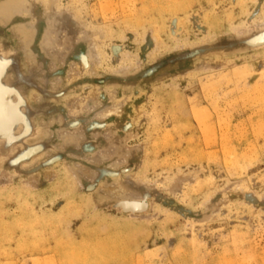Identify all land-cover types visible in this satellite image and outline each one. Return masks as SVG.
<instances>
[{
  "label": "rangeland",
  "instance_id": "374dc122",
  "mask_svg": "<svg viewBox=\"0 0 264 264\" xmlns=\"http://www.w3.org/2000/svg\"><path fill=\"white\" fill-rule=\"evenodd\" d=\"M0 60V264H264V0H0Z\"/></svg>",
  "mask_w": 264,
  "mask_h": 264
},
{
  "label": "bare ground",
  "instance_id": "6f19581e",
  "mask_svg": "<svg viewBox=\"0 0 264 264\" xmlns=\"http://www.w3.org/2000/svg\"><path fill=\"white\" fill-rule=\"evenodd\" d=\"M185 1V0H184ZM188 2V1H187ZM191 2V1H190ZM189 2V3H190ZM201 2V1H200ZM150 3V2H149ZM153 3V2H152ZM169 3V2H168ZM192 3V2H191ZM193 4V3H192ZM195 4V3H194ZM197 4H199V3H197ZM173 5V4H172ZM203 5V4H202ZM182 6V5H181ZM201 6V5H200ZM159 7V6H158ZM163 7V6H162ZM165 7V6H164ZM187 7V6H186ZM186 7H185V5H184V7H182V8H185L186 9ZM237 7H238V5H237ZM190 8V7H189ZM139 9V8H138ZM184 9V10H185ZM228 9V8H227ZM174 10H175V8H174ZM184 10H183V12H184ZM188 10V9H187ZM212 10V9H211ZM146 11V10H145ZM176 11V10H175ZM179 12H181L180 10H178ZM178 11H177V13H178ZM171 12V11H170ZM209 12V11H208ZM212 13H213V11H211ZM147 13H149V11L147 12ZM147 13H145V14H147ZM151 13V12H150ZM172 13V12H171ZM186 13V12H185ZM216 13V12H215ZM217 14V13H216ZM225 14V13H224ZM228 14V13H227ZM157 15V14H156ZM179 15V14H178ZM230 15H231V13H230ZM207 16H209V15H207ZM218 16L219 15H217L216 17L218 18ZM138 17V16H137ZM178 17H180L181 18V16H178ZM184 17V16H183ZM189 17V16H188ZM222 17H223V15H222ZM231 17V16H230ZM161 18V17H160ZM169 18V17H168ZM177 18V17H176ZM209 18V17H208ZM133 19V18H132ZM157 19V18H156ZM189 20V19H188ZM210 20V19H209ZM146 21V20H145ZM179 21V20H178ZM185 21V20H184ZM187 21V20H186ZM224 21H226V20H224ZM144 22V21H143ZM151 22V21H150ZM159 22V21H158ZM126 23V22H125ZM128 23H129V21H128ZM127 23V24H128ZM166 23V22H165ZM164 23V24H165ZM170 23V22H169ZM138 24V23H137ZM157 24V23H156ZM179 24H181L180 22H179ZM188 24V23H187ZM139 25V24H138ZM183 25V24H182ZM139 26H142V25H139ZM143 26H145V25H143ZM149 26V25H148ZM151 26V25H150ZM157 26V25H156ZM156 26H154V27H156ZM162 26H164L163 25V23H162ZM185 26V25H184ZM188 26V25H187ZM146 27V26H145ZM144 27V28H145ZM161 27V26H160ZM165 27V26H164ZM159 28V27H158ZM164 29V28H163ZM186 29H187V27H186ZM157 30H159V29H157ZM212 30V29H211ZM160 31H161V29H160ZM159 32V31H158ZM157 32V33H158ZM162 32H164V30L162 31ZM165 38V37H164ZM165 41V40H164ZM8 63H6V61H1L0 60V73H2V71H4V68L6 67V65H7ZM1 81V80H0ZM229 82V81H228ZM233 84H234V82H233ZM236 84V83H235ZM222 86V85H221ZM213 87V86H212ZM231 87V86H230ZM236 88V87H235ZM236 90V89H235ZM240 90V89H239ZM211 91V90H210ZM231 92L233 91V90H230ZM6 92H8V91H6L3 87H1L0 86V118L2 119L3 118V130L6 132V130L8 129V126H9V124H10V122L12 123V122H14L15 120H21L22 121V119H23V114H20L19 113V110L18 109H16L17 108V101L13 104V106H14V108L12 107V112L8 109H6V104H7V100H8V95H7V93ZM14 94V93H13ZM11 98V97H10ZM12 99V98H11ZM14 100V99H13ZM18 100V99H17ZM163 107V106H162ZM20 108V107H19ZM164 108H167V107H164ZM165 110V109H164ZM169 111V110H168ZM174 111V110H173ZM21 112V111H20ZM216 112V111H215ZM163 113H164V111H163ZM173 113V112H172ZM207 113V112H206ZM217 113V112H216ZM161 114V113H160ZM218 114V113H217ZM216 114V115H217ZM209 115V114H208ZM212 115V114H211ZM219 115H221V114H219ZM193 117H196V116H193ZM205 117H207V114H206V116ZM220 117V116H219ZM5 118V119H4ZM187 119V118H186ZM207 119V118H206ZM178 120H179V118H178ZM181 120H182V118H181ZM191 121V120H190ZM194 121V120H193ZM205 121V120H204ZM197 122H199V121H197ZM206 122V121H205ZM19 123V122H18ZM24 123V122H23ZM208 123V122H207ZM14 124V123H13ZM179 124V123H178ZM177 124V125H178ZM162 125V124H161ZM164 125V124H163ZM189 125H191V124H189ZM158 126V125H157ZM156 126V127H157ZM179 126L180 127H182L180 124H179ZM185 126V125H184ZM196 126V125H195ZM202 126V125H201ZM162 127V126H161ZM172 127V126H171ZM192 127H193V125H192ZM159 128V127H158ZM165 128V127H164ZM187 128H188V126H187ZM187 128H185V130H188ZM190 128V127H189ZM0 129H2V128H0ZM169 129V128H168ZM181 129V128H180ZM179 129V130H180ZM191 130H192V128H190ZM3 130H1V131H3ZM172 130V129H171ZM183 130V129H182ZM184 130V131H185ZM198 130V129H197ZM184 131H182V132H184ZM227 131V130H226ZM8 132V131H7ZM10 132V131H9ZM162 132V131H161ZM167 132H168V130H167ZM188 132V131H187ZM191 132V131H190ZM197 132V131H196ZM169 133H170V131H169ZM169 133H168V136H169ZM175 133V132H174ZM193 133V132H192ZM206 133H207V131H206ZM206 133H204V134H206ZM160 134V133H159ZM173 134V133H172ZM177 134V133H176ZM179 134V133H178ZM198 134V133H197ZM161 135H162V133H161ZM161 135H159V136H161ZM171 135V134H170ZM180 135H181V133H180ZM199 135V134H198ZM197 135V136H198ZM172 136H175V134L174 135H172ZM178 136V135H177ZM187 136V135H186ZM186 136H184V137H186ZM194 136V135H193ZM192 136V137H193ZM181 137V136H180ZM195 137V136H194ZM200 137V136H199ZM212 137V136H211ZM155 138V137H154ZM167 138V137H166ZM175 138V137H174ZM173 138V139H174ZM204 138H206V139H208L207 138V135H206V137H204ZM215 138V137H214ZM157 139V138H156ZM159 139V138H158ZM171 139V138H170ZM164 140V139H163ZM195 140H196V138H195ZM213 140V139H212ZM169 141V140H168ZM176 141V140H175ZM199 139H198V143H199ZM215 141V140H214ZM164 142V141H163ZM188 142V141H187ZM192 142H193V140H192ZM167 143H169V142H167ZM189 143V142H188ZM197 143V142H196ZM197 143V144H198ZM175 144H176V142H175ZM169 145H171V144H169ZM174 145V144H173ZM166 146V145H165ZM189 147H190V145H189ZM194 147V146H193ZM188 148V147H187ZM199 148V147H198ZM188 149H190V148H188ZM195 152V151H194ZM199 152H200V150H199ZM157 155L159 154V153H156ZM190 154V153H189ZM192 154V153H191ZM187 155V154H186ZM195 155H196V153H195ZM156 157V156H155ZM188 157V156H187ZM196 159V158H195ZM65 182V181H64ZM64 184V183H63ZM62 184V185H63ZM62 185H60V186H62ZM51 186V185H50ZM68 188V187H67ZM59 189V188H58ZM60 190V189H59ZM64 190V189H63ZM28 193V192H27ZM22 196V195H21ZM26 196V195H25ZM32 196V195H31ZM77 197V196H76ZM12 198V197H11ZM18 198V197H17ZM21 198H23V197H19V199H21ZM14 199H15V197H14ZM28 199V198H27ZM16 200V199H15ZM76 200V199H75ZM74 200V201H75ZM17 201V200H16ZM21 201V200H20ZM34 201V200H33ZM19 202V201H18ZM24 202V201H23ZM68 202V201H67ZM72 202V201H71ZM78 202V201H77ZM4 204H6L5 202H3ZM73 203V202H72ZM1 204V203H0ZM22 204V203H21ZM69 204V203H68ZM71 204V203H70ZM69 204V205H70ZM65 205V204H64ZM4 206V205H3ZM2 206V207H3ZM22 206V205H21ZM78 206V205H77ZM24 207H25V205H24ZM28 207V206H27ZM26 207V208H27ZM75 207V206H74ZM79 208L81 207V204H80V206H78ZM22 208V207H21ZM29 208V207H28ZM34 208V207H33ZM64 208V207H63ZM69 208V207H68ZM52 209V208H51ZM75 209V208H74ZM35 210H37V208L35 209ZM34 210V211H35ZM44 210V209H43ZM46 210V209H45ZM42 211V210H41ZM72 211H73V209H72ZM4 212V211H3ZM23 212V211H22ZM50 212V211H49ZM55 212V211H54ZM59 212V211H58ZM63 212V211H62ZM76 212V211H75ZM74 212V213H75ZM43 213H45V212H43ZM60 213H61V211H60ZM64 213V212H63ZM65 213H67V212H65ZM78 213V212H77ZM42 214V213H41ZM58 215H59V213H57ZM68 214V213H67ZM6 215L7 214H5L4 215V217H6ZM47 215V214H46ZM69 215H71V214H69ZM43 216V215H42ZM54 216V215H53ZM66 216V215H65ZM83 216V215H82ZM1 217H2V215H1ZM0 217V218H1ZM43 217H45V216H43ZM59 217H60V215H59ZM8 218V217H7ZM11 218V217H10ZM57 218V217H56ZM55 218V219H56ZM66 218V217H65ZM37 220H39V219H37ZM50 220V219H49ZM53 219H51V221H52ZM60 220V219H59ZM95 220V219H94ZM93 220V221H94ZM97 220V219H96ZM8 221V220H7ZM55 221V220H54ZM53 221V222H54ZM63 221V220H62ZM71 221V220H70ZM57 222V221H56ZM59 222V221H58ZM16 224H17V222H15ZM50 223V222H49ZM62 223H64V222H62ZM67 223V222H66ZM66 223H64V224H66ZM92 223V222H91ZM94 223H95V221H94ZM64 224H63V226H64ZM117 224V223H116ZM9 225V224H8ZM20 225V224H19ZM21 225H23V224H21ZM36 225V224H35ZM37 225H38V223H37ZM57 225V224H56ZM113 225V224H112ZM121 226H122V224H120ZM10 226V225H9ZM17 226V225H16ZM52 226V225H51ZM84 226H86V225H84ZM111 226V225H110ZM115 226V225H114ZM117 226V225H116ZM120 226V228H123V227H121ZM126 226V225H125ZM124 226V227H125ZM11 227V226H10ZM15 227V226H14ZM60 227V226H59ZM119 227V226H118ZM12 228V227H11ZM17 228V227H16ZM15 228V229H16ZM26 228V227H25ZM45 228V227H44ZM51 228V227H50ZM57 228V227H56ZM62 228V227H61ZM85 228V227H84ZM63 229V228H62ZM98 229V228H97ZM127 229H129V227L127 228ZM54 230H55V228H54ZM72 230H73V228H72ZM14 231H16V230H14ZM61 231H63V230H61ZM110 231H112L111 230V228H110ZM119 231H120V229H119ZM126 231V230H125ZM129 231V230H128ZM43 232H44V229H43ZM51 232V231H50ZM84 232V231H83ZM82 232V233H83ZM91 232H92V230H91ZM105 232V231H104ZM118 232V231H117ZM25 233H26V231H25ZM48 233V232H47ZM66 233V232H65ZM99 234H100V232H98ZM103 233V232H102ZM110 233V232H109ZM122 233V232H121ZM126 233V232H125ZM13 234H15L14 232H13ZM16 234H17V232H16ZM19 234V233H18ZM32 234V233H31ZM37 234V233H36ZM84 234V233H83ZM86 234V233H85ZM108 234V233H107ZM116 234V233H115ZM128 234V233H127ZM25 235V234H24ZM41 235V234H40ZM46 235V234H45ZM51 235V234H50ZM68 235V234H67ZM66 235V236H67ZM76 235V234H75ZM78 235V234H77ZM88 235V234H87ZM109 235V234H108ZM107 235V236H108ZM121 235V234H120ZM4 236V235H3ZM22 236V235H21ZM28 237H29V234L27 235ZM26 236V237H27ZM34 236V235H33ZM48 236V235H47ZM56 236V235H55ZM74 236V235H73ZM101 236V235H100ZM124 236H125V234H124ZM25 237V238H26ZM28 237H27V239H28ZM52 237V236H51ZM68 237H69V235H68ZM80 237H81V235H80ZM86 237V236H85ZM104 237V236H103ZM10 238V237H9ZM11 238H12V236H11ZM10 238V240H13V239H11ZM25 238H23V239H25ZM31 238V237H30ZM46 238V237H45ZM63 238H65V237H63ZM100 238V237H99ZM15 239H17V238H15ZM26 239V240H27ZM44 239V238H43ZM50 240H51V238H49ZM49 239H48V241H49ZM54 239V238H53ZM57 239V238H56ZM61 239V241H63L62 240V238H60ZM83 239V238H82ZM120 239H122V236H121V238ZM9 240V241H10ZM88 240V239H87ZM89 240H91L90 238H89ZM96 240V239H95ZM129 240H131L132 241V239H129ZM134 241H135V239H133ZM34 241H35V239H34ZM54 241V240H53ZM56 241V240H55ZM102 241V240H101ZM45 242H46V240H45ZM50 242V241H49ZM57 242H59V241H57ZM75 242V241H74ZM80 242V241H79ZM105 242V241H104ZM103 242V243H104ZM121 242V241H120ZM130 242V241H129ZM1 243L3 244V242L1 241ZM13 243V242H12ZM23 243V242H22ZM36 243H38V241L36 242ZM81 243V242H80ZM100 243V242H99ZM102 243V242H101ZM114 243V242H113ZM133 243V242H132ZM24 244V243H23ZM58 244V243H57ZM62 244H64V243H62ZM62 244H60L61 246H63ZM82 244H83V242H82ZM115 244V243H114ZM126 244H127V242H126ZM133 244H135V243H133ZM20 245H22L21 243H20ZM20 245H19V247H17V249L19 248L20 249ZM49 245V244H48ZM84 245V244H83ZM86 245V244H85ZM103 245H105V244H103ZM122 245H124L125 246V244H122ZM23 246V245H22ZM24 246H25V244H24ZM32 246V245H31ZM57 246V245H56ZM98 246V245H97ZM114 246V245H113ZM123 246V247H124ZM138 246V245H137ZM136 246V247H137ZM64 247V246H63ZM88 247H89V245H88ZM91 247V246H90ZM129 247V246H128ZM22 248V247H21ZM57 248V247H56ZM59 248V247H58ZM104 248H105V246H104ZM103 248V249H104ZM111 248V247H110ZM115 248V247H114ZM122 248V247H121ZM14 249V248H13ZM13 249H11V250H13ZM24 250H25V248H23ZM62 249V248H61ZM117 249H119V248H117ZM116 249V250H117ZM132 249V248H131ZM133 249H135V247L133 248ZM34 250V249H33ZM44 250H46V249H44ZM91 250V249H90ZM89 250V251H90ZM111 250V249H110ZM6 251V250H5ZM4 251V252H5ZM15 251H17V250H15ZM31 251V250H30ZM34 251H36V250H34ZM38 251V250H37ZM56 251V250H55ZM133 251V250H132ZM3 252V253H4ZM23 252V251H22ZM25 252V251H24ZM28 252V251H27ZM57 252H59L58 250H57ZM70 252V251H69ZM68 252V253H69ZM85 252V251H84ZM117 252V251H116ZM0 253H1V251H0ZM10 253V252H9ZM17 253V252H16ZM32 253H33V251H32ZM35 253H37V252H35ZM85 253H88V252H85ZM109 253V252H108ZM133 253H134V251H133ZM136 253V252H135ZM11 254H13V253H11ZM20 254V253H19ZM22 254V253H21ZM34 254V253H33ZM33 254H31V255H33ZM38 254H40V253H38ZM71 254V253H70ZM78 254H80V253H78ZM83 254V253H82ZM94 254V253H93ZM14 255V254H13ZM30 255V254H29ZM66 255H67V253H66ZM84 255H86V254H84ZM132 255V254H131ZM0 256H2V255H0ZM17 256V255H16ZM48 256V255H47ZM68 256H69V254H68ZM73 256V255H72ZM77 256V255H76ZM83 256V255H82ZM81 256V257H82ZM87 256V255H86ZM114 256V255H113ZM122 256V255H121ZM74 257V256H73ZM80 257V256H79ZM102 257V256H101ZM40 258V257H39ZM38 258V256H37V259H39ZM47 258V257H46ZM77 258V257H76ZM113 258V257H112ZM138 258V257H137ZM120 259V258H119ZM133 259V258H132ZM40 260H41V258H40ZM39 260V261H40ZM45 260V259H44ZM55 260V259H54ZM53 260V261H54ZM113 260V259H112ZM38 261V262H39ZM56 261V260H55ZM64 261V260H63ZM97 261H98V259H97ZM123 261V260H122ZM137 261H138V259H137ZM34 262H37V261H34ZM46 262H48V261H46ZM77 262V261H76ZM100 262V261H99ZM129 262V261H128ZM6 263H7V261H6ZM60 263V262H59ZM104 263H105V261H104ZM115 263V262H114ZM119 263V262H118ZM126 263V262H125ZM31 264V263H30ZM46 264V263H45ZM107 264V263H106ZM121 264H122V262H121ZM134 264V263H133Z\"/></svg>",
  "mask_w": 264,
  "mask_h": 264
},
{
  "label": "water",
  "instance_id": "95a60500",
  "mask_svg": "<svg viewBox=\"0 0 264 264\" xmlns=\"http://www.w3.org/2000/svg\"><path fill=\"white\" fill-rule=\"evenodd\" d=\"M9 56H12V58H14L15 60H17L16 59V57L15 56H13V55H9ZM16 64H18V60H17V62H16ZM16 67H17V65H16ZM25 81V79L23 78V76L21 75V73L19 72V74H18V80L16 81L17 82V84L19 85L18 87H19V89L21 90V92L25 95V91L24 90H22L20 87H21V83L22 82H24ZM30 106V105H29ZM31 121L33 120V113H32V109H31ZM33 124H35L34 123V120H33V122H32ZM34 134H35V130H34ZM34 134H32V136L31 137H33L34 136ZM30 137V136H29ZM25 142V141H24ZM24 142H22L21 141V143L23 144ZM5 150H10V148H8V149H5ZM4 151V150H3Z\"/></svg>",
  "mask_w": 264,
  "mask_h": 264
}]
</instances>
